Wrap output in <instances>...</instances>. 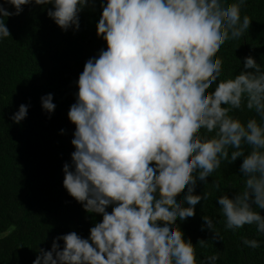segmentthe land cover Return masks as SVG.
<instances>
[{"label":"clouds","instance_id":"9594fccd","mask_svg":"<svg viewBox=\"0 0 264 264\" xmlns=\"http://www.w3.org/2000/svg\"><path fill=\"white\" fill-rule=\"evenodd\" d=\"M4 2L15 12L0 4V37L11 35L4 18L32 2L51 4L47 15L62 30H78L88 0ZM244 3L106 0L101 5L96 29L107 50L87 60L78 78L77 99L68 112L75 151L72 165L63 166V186L86 212L102 215V222L91 227L88 239L74 231L56 237L33 264H197L196 247L184 239L177 221L194 217L196 205L207 199V193L193 194L197 182L206 183L222 162L239 157L243 190L233 198L218 197L225 227L235 231L255 224L264 234V215L256 210H264V68L248 56L238 75L219 79L223 60L217 57L226 41L249 29L252 19L241 18ZM41 101L44 110L54 112L52 94ZM28 107L21 104L12 120H24ZM245 108L255 116L241 121L231 115ZM213 184L220 189L219 182ZM203 220L220 239L213 220ZM243 244L260 247L256 239ZM218 259L214 254L200 264Z\"/></svg>","mask_w":264,"mask_h":264},{"label":"trees","instance_id":"16d2710c","mask_svg":"<svg viewBox=\"0 0 264 264\" xmlns=\"http://www.w3.org/2000/svg\"><path fill=\"white\" fill-rule=\"evenodd\" d=\"M103 3L106 0H88L79 13L78 30H62L47 15L51 4L32 2L23 5L19 15L4 18L11 35L0 37V264H33L40 249L51 250L56 237L74 231L88 239L91 227L102 222V215L86 212L64 188L63 166L72 165L75 151V125L68 112L77 99L79 75L87 60L107 50L96 29ZM0 4L15 12L4 0ZM244 15L252 19L249 29L226 41L217 53L223 60L219 79L238 75L248 56L264 68V0H245L241 18ZM214 89L215 85L209 92ZM48 94L56 105L52 113L42 108L41 98ZM21 104L29 106L28 113L15 123L12 116ZM231 115L247 121L255 113L245 108ZM242 162L243 157L230 164L224 161L206 183L198 181L193 194L207 193V199L196 205L194 217L177 221L184 239L196 247L197 264L214 254L219 255L216 264H264V234L255 224L226 229L218 204L219 196L233 198L243 190ZM213 181L219 182V190ZM185 195L186 190L178 202ZM106 210L110 213L112 206ZM256 210L264 215V210ZM203 216L213 220L220 239H214ZM245 238L256 239L260 247L245 246ZM200 240L206 241L203 247ZM58 243L62 250L63 240Z\"/></svg>","mask_w":264,"mask_h":264}]
</instances>
